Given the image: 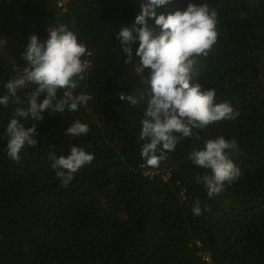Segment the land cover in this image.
<instances>
[{
    "label": "trees",
    "instance_id": "obj_1",
    "mask_svg": "<svg viewBox=\"0 0 264 264\" xmlns=\"http://www.w3.org/2000/svg\"><path fill=\"white\" fill-rule=\"evenodd\" d=\"M58 2L0 0V97L9 95L15 69L27 66L22 53L30 36L43 41L51 25L61 24L77 34L87 48L82 60L90 62L74 94L92 97L77 111L49 110L40 122L22 121L36 124L39 143L25 146L19 161L7 154L6 128L36 86L17 89L23 104L11 96L0 104V264H264V0H170L156 9L157 15L190 3L216 9L217 42L207 57L196 58L191 82L214 89L216 103L239 112L194 129L199 140L185 138L168 153L159 168L168 178L144 172L155 169L141 157L139 139L151 87L136 71L139 41L126 62L117 39L147 0ZM148 23L159 32L153 18ZM120 93L138 102L121 100ZM77 120L89 132L66 135ZM219 136L236 141L230 156L241 175L209 198L197 176L210 170L188 156ZM73 146L94 160L62 187L49 157H67Z\"/></svg>",
    "mask_w": 264,
    "mask_h": 264
},
{
    "label": "clouds",
    "instance_id": "obj_2",
    "mask_svg": "<svg viewBox=\"0 0 264 264\" xmlns=\"http://www.w3.org/2000/svg\"><path fill=\"white\" fill-rule=\"evenodd\" d=\"M170 0H147L141 4V12L131 27H123L117 35L128 60L132 59V47L137 40L139 48L136 55L141 58L137 73L151 87L147 108L141 121L139 139L144 141L141 157L147 166L159 169L161 162L168 159L185 138L200 139L194 129H205L218 121L233 120L239 116L228 102L216 103L214 89L202 90L200 84H192V69L196 58L207 57L217 42V11L208 4L190 3L186 10H177L168 15H157L156 9L165 6ZM153 18L156 28L149 25ZM142 26V27H139ZM47 39L41 41L38 35H31L26 50L22 53L27 66L16 68L15 78L6 84L9 95L0 97V104L9 103V96L16 102L24 101L17 97V89L28 85L36 87L31 92L27 107H17L13 118L6 128L7 154L16 161L25 146H36L39 133L36 124L26 127L24 122H40L43 113H63L65 109L77 111L79 105L87 106L90 95H75L79 82L85 79L83 73L87 62L82 60L87 52L86 46L79 42L74 31L67 25L53 26L48 29ZM147 70V76L144 75ZM63 95L58 97V92ZM43 95V99L40 97ZM120 99L132 104L138 101L131 95L120 93ZM24 121V122H22ZM89 125L75 121L66 135L79 137L89 132ZM238 148L236 141L226 140L224 136L205 141L203 148L192 150L188 158L200 168L210 170L197 176L207 195L212 198L220 194L225 184H231L241 175L230 153ZM54 161L52 167L62 187H67L83 166L94 160V155L81 147L73 146L70 154L57 158L54 153L49 157ZM148 169V168H146ZM204 209L203 211H207ZM195 215H202L197 202L193 209Z\"/></svg>",
    "mask_w": 264,
    "mask_h": 264
},
{
    "label": "built area",
    "instance_id": "obj_3",
    "mask_svg": "<svg viewBox=\"0 0 264 264\" xmlns=\"http://www.w3.org/2000/svg\"><path fill=\"white\" fill-rule=\"evenodd\" d=\"M68 1L69 0H59L58 5L61 6V7L65 6ZM86 62H87V67H88L90 65V62L88 60ZM144 172H145V174H151V175H154V174H157V173H161V174H163L164 178H168L169 177V171H167L166 169H146L145 168ZM205 253L206 252H204L203 255L206 256V259L208 261H211L210 255L209 254H205Z\"/></svg>",
    "mask_w": 264,
    "mask_h": 264
}]
</instances>
